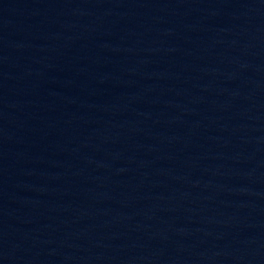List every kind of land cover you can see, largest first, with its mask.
<instances>
[{"label": "water", "instance_id": "obj_1", "mask_svg": "<svg viewBox=\"0 0 264 264\" xmlns=\"http://www.w3.org/2000/svg\"><path fill=\"white\" fill-rule=\"evenodd\" d=\"M0 264H264V0H0Z\"/></svg>", "mask_w": 264, "mask_h": 264}]
</instances>
